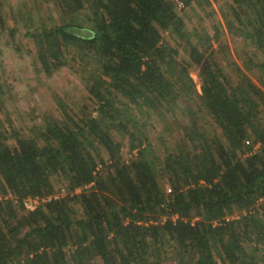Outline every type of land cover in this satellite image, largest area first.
<instances>
[{"label": "trees", "instance_id": "16d2710c", "mask_svg": "<svg viewBox=\"0 0 264 264\" xmlns=\"http://www.w3.org/2000/svg\"><path fill=\"white\" fill-rule=\"evenodd\" d=\"M65 2L72 19L31 21L26 35L49 75L71 49L94 62L97 115L65 111L14 145L0 131V264H264V0L223 2L238 60L215 48L218 29L189 31L171 0H94L84 15L85 0Z\"/></svg>", "mask_w": 264, "mask_h": 264}, {"label": "rangeland", "instance_id": "374dc122", "mask_svg": "<svg viewBox=\"0 0 264 264\" xmlns=\"http://www.w3.org/2000/svg\"><path fill=\"white\" fill-rule=\"evenodd\" d=\"M65 1L0 0V131H3L6 137L4 141L9 145L16 144L17 135H31L32 129L44 125L46 120L67 119L66 112L75 121L90 114L97 115L95 100L87 87L94 62L74 59L75 51L71 49L67 51L69 63L49 75L41 69L34 40L26 35L31 29L27 27L31 21L36 27L41 26L44 21L53 26L72 19L67 13ZM93 1L85 0L86 7L82 8L79 14H86ZM223 2L224 0H210V4L204 2L203 6H199L194 1L191 5L185 4L182 9L175 7L185 19L189 31L197 28L200 31L207 30L214 33L218 29L221 36L220 40L215 42V48L223 47L234 60H238V53L245 48L244 40L229 32L222 13ZM12 29L16 31L13 32ZM216 55L219 60L222 58L220 54ZM179 59H188V54L182 48ZM189 70L200 89V69L191 66ZM251 76L255 79L254 73ZM158 122V120L148 122L149 139L155 147V155L162 159L164 146L160 139L161 125ZM113 133L116 139H121L117 131ZM174 133L177 135V129ZM137 152L138 149L131 151L130 141L124 139L121 149L123 159L130 160ZM51 179L56 187L62 184L61 179L58 181L56 176H52ZM165 183L168 185V181ZM58 194L65 197L69 191ZM240 213L236 211L230 217H236ZM99 264H102L100 260Z\"/></svg>", "mask_w": 264, "mask_h": 264}, {"label": "built area", "instance_id": "2783aa9c", "mask_svg": "<svg viewBox=\"0 0 264 264\" xmlns=\"http://www.w3.org/2000/svg\"><path fill=\"white\" fill-rule=\"evenodd\" d=\"M175 5L176 7H178L179 9H182L185 7V0H171ZM65 193L66 192V189L65 188H62L60 191H58V193ZM58 193H55V194H52V195H49L47 197H29V198H26L24 200V204L26 206L27 209L29 210H32V209H35L36 207L40 206L42 203L48 201V200H51L52 198H60L62 196H60V194Z\"/></svg>", "mask_w": 264, "mask_h": 264}]
</instances>
